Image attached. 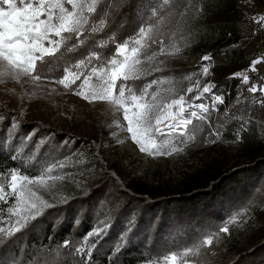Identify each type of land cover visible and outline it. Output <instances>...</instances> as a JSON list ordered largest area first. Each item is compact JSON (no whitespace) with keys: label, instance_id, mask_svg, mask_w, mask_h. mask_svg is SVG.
<instances>
[{"label":"trees","instance_id":"trees-1","mask_svg":"<svg viewBox=\"0 0 264 264\" xmlns=\"http://www.w3.org/2000/svg\"><path fill=\"white\" fill-rule=\"evenodd\" d=\"M240 2L100 0L83 44L73 36L34 75L57 80L73 70L79 77L73 85L80 86L92 67H107L116 43L135 41L142 26L152 25L138 78L127 85L136 95L155 96L159 107L152 115L184 94L207 63L213 92L223 95L215 113L195 119L185 134H172L174 160H203L223 141L236 143L244 160L209 166L210 175L188 173L176 192L149 188L133 165L105 159L100 139L83 141L38 120L23 122L0 103V264H168L165 258L173 255L175 264H264V97L260 89L249 91L263 80L252 73L249 83L233 78L254 58L247 45L259 39L261 19L248 21ZM257 4L261 18L264 0ZM101 19L105 27L92 33ZM92 54L100 59L89 60ZM61 161L65 166H56ZM55 167L75 177L73 187L8 237L11 175L32 178ZM208 238L211 245L204 243Z\"/></svg>","mask_w":264,"mask_h":264},{"label":"rangeland","instance_id":"rangeland-1","mask_svg":"<svg viewBox=\"0 0 264 264\" xmlns=\"http://www.w3.org/2000/svg\"><path fill=\"white\" fill-rule=\"evenodd\" d=\"M262 9V7L256 8L255 16L257 18H260ZM247 48L251 50V55L254 58H252L247 68L237 71V73L241 74L239 79L243 82V77L247 74L249 78L247 83H249L251 80L249 74L252 73L257 78L263 80L261 86L257 84L253 86H256L260 90L264 89V55L259 56L255 54V44L250 43L247 45ZM255 60H259L260 62L256 65V70L251 71L250 67ZM205 69H207L206 72ZM137 73L138 69L136 65L135 73H129V75L135 76ZM67 74L69 80L77 77V74L73 70L68 71ZM34 76V74L32 76L21 75L18 79L11 78L8 75L0 77V103H3L6 108L12 110L14 116L23 122L38 120L43 124H48L60 131L67 132L77 139H83V141L85 139L92 141V138L100 139L101 146H99V153L112 163H122L123 166H127L126 168L129 165H133L138 170V177L149 188L153 186L165 191L176 192L182 190L183 178L188 173H194L199 170L202 171L201 174L204 172L210 175L209 166L225 167L233 162L244 160L237 144L234 142L223 143L225 141L210 149L203 160L201 158L193 160H190V158L187 161L174 160L178 154V150L171 145V136L174 133H187L190 125L187 126L186 130H171L167 134L155 137L157 142L161 143L167 151L159 155H150L141 151L139 145L131 139V134L127 131L128 122L123 118L124 108L122 106L110 104L106 100H93L91 97L87 100L84 99L82 95L77 94L79 85L65 88L63 84L59 83L64 76L57 80L34 79ZM213 77L212 65L205 64L200 71V78L194 84L189 85L184 94L172 99L166 105H172L173 100H180L183 97L182 107L184 109V117L191 118L192 123L195 119H198L190 116L192 111H195L197 116L206 115L211 110L215 113L218 103L221 102H217L214 97L220 96L223 101V95L213 92ZM90 83L93 84L91 81ZM97 83L98 81L95 80L93 85ZM206 86L211 89V92L201 96ZM188 89H192V91L189 92ZM82 90L84 93H87L89 91L88 84H84ZM261 93L264 97V91ZM138 96H143L140 103L155 104L154 95L149 97L143 93ZM197 96H201V98L197 99ZM199 104L207 106L209 111L206 114H202L199 108L189 107L190 105ZM166 105L160 108L155 115H152L153 129L167 128L169 124L183 118L177 116L181 107L180 105H172L171 108ZM129 108L130 115L132 111L137 110L132 105H129ZM156 117H161L158 124L156 123ZM173 148L176 150L172 151ZM76 159L82 163L86 160V157L80 154ZM56 166H65V161L59 162ZM93 167V163L89 164V168L92 169ZM17 176L21 178L25 177L21 175ZM40 176H43L42 180L35 179ZM125 176L127 177V174ZM74 178L73 175H66L65 171L60 172L55 167L50 173L46 171L29 178L33 181L32 183L23 179H18L16 183L18 189L23 185L35 193L33 201L37 203L40 211L48 204L56 203L62 199L65 193L73 187L76 180ZM9 189L14 199L11 209V223L8 220L7 226L14 229L24 224V218L28 220L37 214V210L30 209L29 205H25L17 196H14L11 187ZM17 221L20 223H17ZM168 264H175V262L169 260Z\"/></svg>","mask_w":264,"mask_h":264},{"label":"snow or ice","instance_id":"snow-or-ice-1","mask_svg":"<svg viewBox=\"0 0 264 264\" xmlns=\"http://www.w3.org/2000/svg\"><path fill=\"white\" fill-rule=\"evenodd\" d=\"M99 2L100 0H0V77L8 75L11 78L18 79L21 75L32 76L37 72L38 67L45 62L46 58L58 54L61 47H66V42L72 40L73 36L83 44V37L90 27V20L96 13ZM152 15L156 16L157 13L153 12ZM105 24V20L101 19L99 28L91 26V32L95 33L102 30ZM152 32V25L142 26L135 41L128 40L124 43H116V50L113 58L108 61L107 67H92L89 75L85 77L78 88L77 94L82 95L86 100L91 97L93 100H106L110 104L122 106L124 108L123 118L128 122L127 131L131 134V139L139 145L141 151L150 155H159L167 149L161 143H158L155 137L167 134L171 130H186L187 126L192 124V119L184 117L182 107L184 98L181 97L180 100H173L172 105L181 106L177 116L183 118L169 124L167 128L153 129L152 114L159 106L140 103L143 96L132 93L127 87L130 79L138 78L134 75L130 76L129 73H135L136 65L141 63L139 57L147 46L145 40L151 38ZM152 42L156 43L154 40ZM160 43L163 44L162 41ZM67 50L74 51L75 46ZM160 51H164L163 47L160 48ZM88 59L99 60L100 57L92 54ZM202 59L207 61L210 57L205 56ZM259 62V60L253 61L250 70L255 71ZM84 63L85 61L82 60L76 67H82ZM206 71L207 69H205ZM65 73L59 83L63 84L65 88H70L79 77L69 80L67 69H65ZM240 75V73H234L233 78H238ZM93 77L98 81L95 85L90 83ZM33 78L39 79L40 77L36 75ZM248 79L247 76H244L243 82L247 83ZM84 84L89 86L87 93L82 90ZM120 85H124V87H120ZM261 90L264 91V89ZM146 91L147 89H145ZM188 91L191 92L192 89H188ZM249 91L257 92L258 89L253 86ZM126 92L128 93L127 97ZM209 92H211V89L206 86L201 96ZM201 96L196 98L200 99ZM214 99L217 102H222L220 96H216ZM129 105L137 109L132 111L131 115L129 114ZM172 105L166 106L171 108ZM189 107L199 108L202 114L209 111V108L203 104L190 105ZM190 116L198 119L204 118L203 115L197 116L195 111H192ZM160 119L161 117H156L157 124ZM175 150V148L172 149V151ZM46 171L50 173L52 169L49 168ZM18 179L28 180L29 183L33 182L27 177L21 178L13 173L9 187L12 188L14 196H17L25 205H29L30 209L37 210L38 213L37 203L33 201L35 193L23 185L18 189L16 183ZM35 179L42 180L43 176ZM2 191L4 189L0 187V192ZM26 222L27 219L24 218V223ZM17 223L20 222L17 221ZM23 226L21 224L20 227L8 231L6 235L11 237L15 232L20 231ZM221 231L227 233L229 228L224 227ZM0 232H4V229L0 228ZM94 234L98 233H90L89 235ZM204 243L211 245L212 238L206 239ZM67 244L68 242L65 241V245ZM165 259L166 261L175 262L176 256L173 255Z\"/></svg>","mask_w":264,"mask_h":264},{"label":"built area","instance_id":"built-area-1","mask_svg":"<svg viewBox=\"0 0 264 264\" xmlns=\"http://www.w3.org/2000/svg\"><path fill=\"white\" fill-rule=\"evenodd\" d=\"M257 2H258V0H241L240 6H241V9L243 11L244 17L248 21L253 22V21H257V20L261 19L260 27L259 28L255 27V30L258 31V33H259V39L255 43V54H257L259 56H261V55L263 56L264 55V19H262V18H264V14H263V17H261V18H257L255 16L256 8H258ZM246 76H247V74H246Z\"/></svg>","mask_w":264,"mask_h":264}]
</instances>
